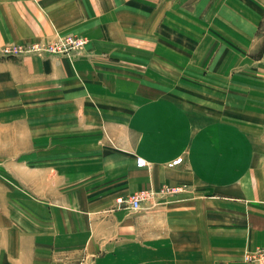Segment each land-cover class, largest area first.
<instances>
[{
	"label": "crops",
	"instance_id": "1",
	"mask_svg": "<svg viewBox=\"0 0 264 264\" xmlns=\"http://www.w3.org/2000/svg\"><path fill=\"white\" fill-rule=\"evenodd\" d=\"M55 32L85 53L2 54ZM263 245L264 0H0V264H253Z\"/></svg>",
	"mask_w": 264,
	"mask_h": 264
},
{
	"label": "built area",
	"instance_id": "2",
	"mask_svg": "<svg viewBox=\"0 0 264 264\" xmlns=\"http://www.w3.org/2000/svg\"><path fill=\"white\" fill-rule=\"evenodd\" d=\"M87 45V40L78 36H60L58 35L57 39L52 41V47L50 49H46L43 52L53 53V54H67L70 55L72 52L80 53ZM41 48L39 46H35L33 50H22V49H14L13 47H6L2 54L6 57L17 56L25 52H40ZM139 165L143 166L145 161L142 159L138 160ZM180 188L175 189H165L166 193H176L180 192ZM156 193L154 191H143L138 194L132 195L127 199L120 198V204H126L129 209L139 210L143 207V203L147 201L154 202V198ZM151 206H154L151 205ZM245 261L253 264H264V245L258 247L253 251H247L244 256Z\"/></svg>",
	"mask_w": 264,
	"mask_h": 264
},
{
	"label": "rangeland",
	"instance_id": "3",
	"mask_svg": "<svg viewBox=\"0 0 264 264\" xmlns=\"http://www.w3.org/2000/svg\"><path fill=\"white\" fill-rule=\"evenodd\" d=\"M58 35L60 36H76V35H72V34H62V33H59V32H55L54 33V36L43 41V42H36V43H31V44H9V45H5L3 48H2V51L6 48V47H13L14 49H22V50H33L35 46H39L41 48L40 52L42 53H35V52H25V53H22L20 55H23V54H37V55H45V54H49V55H62V56H66V57H69V58H73L74 56H80V55H83L85 53V48L80 52V53H76V52H72L70 55H67V54H53V53H47V52H43L45 51L46 49H50L52 47V41H54L55 39H57ZM80 37V36H78ZM85 39V38H83ZM88 43V42H87ZM20 55H17V56H20ZM17 56H11V57H17ZM6 57V56H4ZM11 57H7V58H11Z\"/></svg>",
	"mask_w": 264,
	"mask_h": 264
},
{
	"label": "bare ground",
	"instance_id": "4",
	"mask_svg": "<svg viewBox=\"0 0 264 264\" xmlns=\"http://www.w3.org/2000/svg\"><path fill=\"white\" fill-rule=\"evenodd\" d=\"M135 194H138V193H135ZM135 194H133V195H135ZM132 196V195H131Z\"/></svg>",
	"mask_w": 264,
	"mask_h": 264
}]
</instances>
